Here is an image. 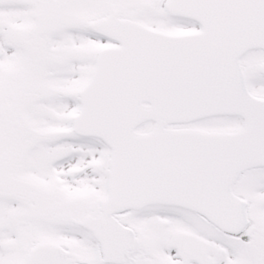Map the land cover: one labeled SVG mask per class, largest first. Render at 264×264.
<instances>
[{"label": "snow or ice", "instance_id": "snow-or-ice-1", "mask_svg": "<svg viewBox=\"0 0 264 264\" xmlns=\"http://www.w3.org/2000/svg\"><path fill=\"white\" fill-rule=\"evenodd\" d=\"M0 264H264V0H0Z\"/></svg>", "mask_w": 264, "mask_h": 264}]
</instances>
